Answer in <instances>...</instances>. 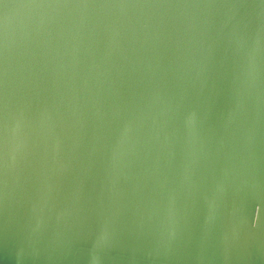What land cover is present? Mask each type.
Masks as SVG:
<instances>
[{
    "label": "water",
    "instance_id": "obj_1",
    "mask_svg": "<svg viewBox=\"0 0 264 264\" xmlns=\"http://www.w3.org/2000/svg\"><path fill=\"white\" fill-rule=\"evenodd\" d=\"M0 264H264V0H0Z\"/></svg>",
    "mask_w": 264,
    "mask_h": 264
}]
</instances>
